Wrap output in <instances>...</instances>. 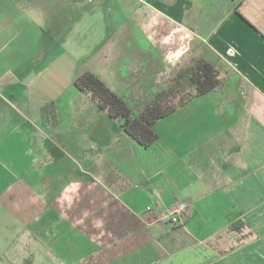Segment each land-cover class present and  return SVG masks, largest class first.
Segmentation results:
<instances>
[{
  "label": "crops",
  "instance_id": "crops-1",
  "mask_svg": "<svg viewBox=\"0 0 264 264\" xmlns=\"http://www.w3.org/2000/svg\"><path fill=\"white\" fill-rule=\"evenodd\" d=\"M20 2L0 1V264H264V0ZM97 14L120 29L94 62L70 40ZM173 34L221 82L143 149L75 79L93 71L131 99ZM183 201L182 224L161 219Z\"/></svg>",
  "mask_w": 264,
  "mask_h": 264
},
{
  "label": "trees",
  "instance_id": "trees-1",
  "mask_svg": "<svg viewBox=\"0 0 264 264\" xmlns=\"http://www.w3.org/2000/svg\"><path fill=\"white\" fill-rule=\"evenodd\" d=\"M220 82L216 63L197 57L181 68L165 86L152 88L146 103L139 109L132 100L113 90L93 71L87 70L75 79L76 87L89 94L99 107L108 111L110 117L119 119L125 132L143 149L151 147L159 139L154 127L159 120L210 92ZM42 116L45 125L56 122L55 103L44 105Z\"/></svg>",
  "mask_w": 264,
  "mask_h": 264
},
{
  "label": "rangeland",
  "instance_id": "rangeland-1",
  "mask_svg": "<svg viewBox=\"0 0 264 264\" xmlns=\"http://www.w3.org/2000/svg\"><path fill=\"white\" fill-rule=\"evenodd\" d=\"M0 1H3V0H0ZM20 1L21 0H13L14 5L15 3H18V2L21 3ZM98 5L99 4H88L87 7L89 8L94 7V6L98 7ZM129 10H130V5L127 8H124L122 16H120V12H118V18H123V20H125V23H124L125 28H126V25L130 22V19H128V17H130ZM97 15L99 16L98 17L99 19H96V20H91L89 18L85 19L83 27H80L79 22H78L77 25L75 26V31H77V33L76 35H71V40H70L71 44L75 46V51H77V57H87L88 56V59H89V56H91L94 62H96L100 58L99 55L102 54L101 53L102 45H104L106 42L103 43L102 45H100V43L104 39L112 40L111 37L113 36L112 34L113 27H111V24H109L110 20L107 19L105 21L106 26L105 27L103 26L104 27L103 28L101 26V22H103V20H101L102 18L100 17L99 14ZM35 17H36L35 13H31V17L27 20V23H26L29 28L30 27L35 28V26H37L36 24L37 20ZM17 21L23 22V20L21 19ZM118 22L120 21L118 20ZM113 29L114 31L118 30L119 32L120 25H116ZM158 34H159L157 35L158 38L163 39L162 31L161 33H158ZM56 37H59V36H56ZM175 37L176 39H174ZM180 37H181L180 34H176V35L173 34L172 39L170 37V45L166 46V47H171V48H169L168 50L164 52L160 51L162 56L157 54L154 75L150 76V79H153V80H151L149 86L148 84L144 85L145 80H142V79L145 77H142V76L139 77L140 79L138 78L139 82H134V84L131 85V91H132L131 95L133 98H131L130 100H132L135 103V106L137 108L140 109L144 106L148 98L149 91L152 90V88L165 86L181 68L185 67L186 65L191 64L194 58L200 57L199 55H196V50L194 49V47L190 46V43L188 42V38H186L185 36H182L181 37L182 39H179ZM66 38H68L67 35H61L59 37L60 43H61V49L66 47V43L64 42ZM73 38H74V41H72ZM158 38L156 40H158ZM120 39H121V36L116 35V37L114 38V41L115 42L117 41V43L119 44ZM166 41H168L167 36H166ZM35 42H36L35 35H34V39L28 38V43H35ZM162 46L164 47V45ZM128 56L129 55L125 56L123 59L117 58L118 61L116 63L120 64L119 69L121 70V72L125 73L127 70L126 64L129 60ZM82 63L84 64V61H82ZM121 85L125 86L124 84H119L118 87H120ZM137 88H138V91L136 90Z\"/></svg>",
  "mask_w": 264,
  "mask_h": 264
},
{
  "label": "built area",
  "instance_id": "built-area-1",
  "mask_svg": "<svg viewBox=\"0 0 264 264\" xmlns=\"http://www.w3.org/2000/svg\"><path fill=\"white\" fill-rule=\"evenodd\" d=\"M187 208L188 204L186 202H180L175 209L162 214L161 219L167 220L174 225H180L185 221Z\"/></svg>",
  "mask_w": 264,
  "mask_h": 264
}]
</instances>
